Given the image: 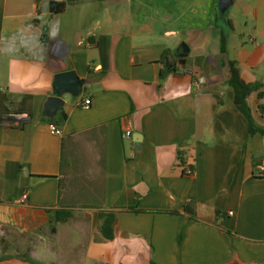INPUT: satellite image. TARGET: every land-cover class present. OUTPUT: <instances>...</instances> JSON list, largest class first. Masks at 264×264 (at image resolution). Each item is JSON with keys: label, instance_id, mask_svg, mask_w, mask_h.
I'll use <instances>...</instances> for the list:
<instances>
[{"label": "crops", "instance_id": "1", "mask_svg": "<svg viewBox=\"0 0 264 264\" xmlns=\"http://www.w3.org/2000/svg\"><path fill=\"white\" fill-rule=\"evenodd\" d=\"M44 2L0 0V264H264V135L221 56L264 129V0Z\"/></svg>", "mask_w": 264, "mask_h": 264}, {"label": "trees", "instance_id": "2", "mask_svg": "<svg viewBox=\"0 0 264 264\" xmlns=\"http://www.w3.org/2000/svg\"><path fill=\"white\" fill-rule=\"evenodd\" d=\"M64 7V4H59L57 6L56 12L62 11ZM223 52L225 51L224 45L221 49ZM229 72L230 77L227 81V84L231 86L234 89L235 93V104L237 108L245 115V117L248 120L249 123V134H255L260 133L264 135V129L259 128L255 124V120L253 118V115L251 113V109L247 103V98L253 93L257 92L259 88L263 87L261 84L256 83H247L243 80L241 77L240 69L238 67V63L235 60H229ZM264 95V91L259 92L258 96L259 98ZM260 110L264 111V104H260L259 106ZM191 171H193L192 167H189ZM183 173L187 176H191L192 174H186L185 169ZM132 212H139L138 210H134L132 208L128 209ZM168 213L180 215V214H188L189 216L193 217L195 215V208L193 202H188L186 205H184L183 209L181 211L179 210H169ZM71 217V213L69 212H61L57 211V221L65 222L69 220ZM98 218L101 220L100 224V231L103 237L107 240H112L114 238V230H113V223L115 221V216L112 213L107 212H99Z\"/></svg>", "mask_w": 264, "mask_h": 264}, {"label": "water", "instance_id": "3", "mask_svg": "<svg viewBox=\"0 0 264 264\" xmlns=\"http://www.w3.org/2000/svg\"><path fill=\"white\" fill-rule=\"evenodd\" d=\"M63 0H45L43 3V9L45 12L54 13L56 11L57 5ZM234 0H218L217 9L222 15H226L230 6L233 4ZM179 49L181 50V57H186L189 53V46L185 43H181ZM226 63L225 67L229 69V61L225 54L221 55ZM68 85L70 87L80 88L81 83L75 74L71 71L59 73L55 76V90L60 93V86ZM54 100V99H52Z\"/></svg>", "mask_w": 264, "mask_h": 264}, {"label": "built area", "instance_id": "4", "mask_svg": "<svg viewBox=\"0 0 264 264\" xmlns=\"http://www.w3.org/2000/svg\"><path fill=\"white\" fill-rule=\"evenodd\" d=\"M85 105H88L90 103V100H85L84 101ZM49 128L51 130V132L55 135H58V136H61L62 135V130L57 127L55 124H50L49 125ZM123 136L124 137H130L131 136V132L129 130H125L123 132ZM185 172L186 174H192L193 171H191V169L189 167H186L185 168ZM262 175L264 176V169L262 170ZM27 200V194H24L22 197H21V201L22 202H26ZM232 214V212H230V215Z\"/></svg>", "mask_w": 264, "mask_h": 264}, {"label": "rangeland", "instance_id": "5", "mask_svg": "<svg viewBox=\"0 0 264 264\" xmlns=\"http://www.w3.org/2000/svg\"><path fill=\"white\" fill-rule=\"evenodd\" d=\"M0 237H2V236H0ZM0 245H3V246L6 248V249H5L6 251H5V250L3 251L4 256L10 254V250L8 249V247L10 246V243H8V242H6V241H2V240L0 239Z\"/></svg>", "mask_w": 264, "mask_h": 264}, {"label": "clouds", "instance_id": "6", "mask_svg": "<svg viewBox=\"0 0 264 264\" xmlns=\"http://www.w3.org/2000/svg\"><path fill=\"white\" fill-rule=\"evenodd\" d=\"M56 35H57V29H54L52 32H50V36L52 38H55Z\"/></svg>", "mask_w": 264, "mask_h": 264}]
</instances>
